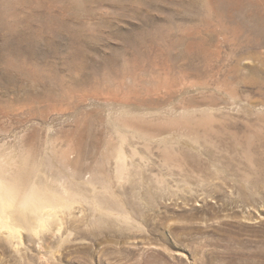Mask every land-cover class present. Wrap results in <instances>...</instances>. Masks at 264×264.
Masks as SVG:
<instances>
[{"label":"rangeland","instance_id":"rangeland-1","mask_svg":"<svg viewBox=\"0 0 264 264\" xmlns=\"http://www.w3.org/2000/svg\"><path fill=\"white\" fill-rule=\"evenodd\" d=\"M263 142L264 0H0V168L115 206L0 264H264Z\"/></svg>","mask_w":264,"mask_h":264},{"label":"bare ground","instance_id":"bare-ground-1","mask_svg":"<svg viewBox=\"0 0 264 264\" xmlns=\"http://www.w3.org/2000/svg\"><path fill=\"white\" fill-rule=\"evenodd\" d=\"M234 134L232 136L234 138H238ZM243 138L244 139L240 138L239 141L236 139V142H234V140L232 141V144H230L231 146H229V149L230 151H232V154L234 151L237 150L239 152L240 145L242 146L241 151L244 153L246 152L247 147L245 148L243 143L245 141V143L247 142L248 144L247 146H249V137L247 133ZM221 143L224 144L225 141L222 140ZM225 144L228 145V143ZM260 146L263 150L255 154V156L256 155L257 157L259 156L258 160L259 159L261 160L264 157V142L261 143ZM213 152H212V157L214 159L219 158L216 155V153ZM242 152L240 154H242ZM236 154H234V156ZM171 155L167 153L165 154L166 156L165 158L169 159ZM242 155H243L242 157H244V154ZM237 156L239 155L237 154ZM195 158L197 159V156ZM6 159L7 158H5L4 160ZM2 166L0 168V233L5 235V237L9 240V242L19 252H21V248L23 247L24 244L23 231H27L31 235L40 236L42 234L44 227L47 225L50 219H53V217L57 216L58 212L62 210L72 211L76 203H82L83 201L84 202L86 201L87 203L93 206L96 212L105 215H107L110 208H113L114 206L112 200L107 199L105 197H100V196L97 197L94 194H93L94 196L92 197L87 196L86 192L83 190L84 184L86 183L85 180L82 183H80L79 181H78L79 183H76L75 180L77 179L74 178H73L74 180L69 179L68 184L70 183L69 184L70 188L68 187L64 190H59L54 185L39 179V175H38L39 171L37 169V166L29 167L25 165L16 174H11L8 168ZM126 169H127L126 159L124 156L120 155L117 160V174L121 177L126 171ZM92 178L93 177H91L90 179ZM249 179L250 177H247L246 179L247 182H249ZM116 206H118V204Z\"/></svg>","mask_w":264,"mask_h":264}]
</instances>
